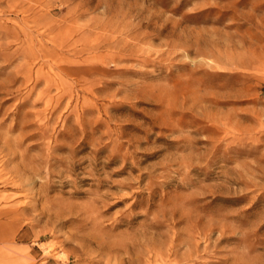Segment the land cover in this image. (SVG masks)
Here are the masks:
<instances>
[{
    "label": "rangeland",
    "instance_id": "obj_1",
    "mask_svg": "<svg viewBox=\"0 0 264 264\" xmlns=\"http://www.w3.org/2000/svg\"><path fill=\"white\" fill-rule=\"evenodd\" d=\"M0 264H264V0H0Z\"/></svg>",
    "mask_w": 264,
    "mask_h": 264
}]
</instances>
